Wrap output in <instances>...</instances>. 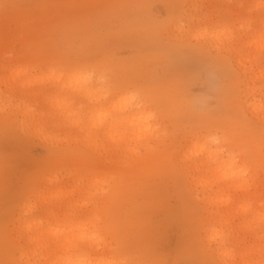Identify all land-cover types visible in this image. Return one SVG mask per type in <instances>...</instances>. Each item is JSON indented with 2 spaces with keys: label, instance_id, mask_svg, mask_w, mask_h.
Instances as JSON below:
<instances>
[{
  "label": "rangeland",
  "instance_id": "374dc122",
  "mask_svg": "<svg viewBox=\"0 0 264 264\" xmlns=\"http://www.w3.org/2000/svg\"><path fill=\"white\" fill-rule=\"evenodd\" d=\"M0 264H264V0H0Z\"/></svg>",
  "mask_w": 264,
  "mask_h": 264
},
{
  "label": "bare ground",
  "instance_id": "6f19581e",
  "mask_svg": "<svg viewBox=\"0 0 264 264\" xmlns=\"http://www.w3.org/2000/svg\"><path fill=\"white\" fill-rule=\"evenodd\" d=\"M239 64V63H238ZM259 106V104H255V103H252V104H249L248 105V107H250V109H251V111L252 112H256V110H257V107ZM136 125V120L135 119H133L131 122H130V124H129V126H131V127H133V126H135ZM209 157V159H213V160H216L215 159V155H214V151H210L209 152V156H207V158ZM231 164H232V160L230 159V160H228V161H226V162H221L218 166V172H220L221 173V178L222 179H226V176H227V169L228 168H230V166H231Z\"/></svg>",
  "mask_w": 264,
  "mask_h": 264
}]
</instances>
